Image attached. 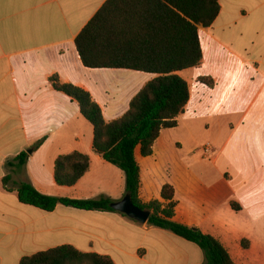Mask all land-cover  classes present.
<instances>
[{"label": "crops", "instance_id": "0c3cea01", "mask_svg": "<svg viewBox=\"0 0 264 264\" xmlns=\"http://www.w3.org/2000/svg\"><path fill=\"white\" fill-rule=\"evenodd\" d=\"M221 0V12L210 28L199 26L203 50L201 65L178 73L187 81L190 101L178 117L202 110L205 101L218 100L222 76L223 96L237 103L251 97L249 108L264 101V0ZM107 0H0V264H20L22 259L70 245L85 253L110 256L116 264H203L202 251L169 231L140 224L119 213L83 211L60 205L53 212L22 204L16 187L29 182L40 193L60 198L125 197V175L117 186L99 175L114 167L93 151L94 128L81 115L79 104L54 89L62 83L89 92L107 123L122 118L133 98L157 75L126 69L86 68L77 52L76 38ZM235 19L230 21V17ZM236 21V22H235ZM222 54L232 58L218 63ZM211 78L214 87L200 78ZM221 94V95H222ZM212 102V101H211ZM213 102V103H214ZM164 131V130H163ZM151 157H135L141 168L140 199L147 204L162 200L166 183L175 185L176 220L217 238L236 264H264V240L237 238V210L242 215L256 204V194L226 200L223 209L211 208L205 192H178L177 183H157L162 149L158 141ZM46 138L35 151L37 142ZM158 149V150H157ZM33 150L23 170H12L11 187L5 190L6 164L22 152ZM80 152L90 157L89 172L74 187L55 182L58 156ZM176 169L178 164L175 163ZM188 184V176H185ZM159 186V190L157 189ZM247 240L249 247L242 248ZM191 248V258L177 251ZM195 246V247H194ZM201 254V255H200Z\"/></svg>", "mask_w": 264, "mask_h": 264}, {"label": "trees", "instance_id": "16d2710c", "mask_svg": "<svg viewBox=\"0 0 264 264\" xmlns=\"http://www.w3.org/2000/svg\"><path fill=\"white\" fill-rule=\"evenodd\" d=\"M220 1L107 0L76 38L83 65L89 69H126L157 75L133 98L129 111L118 120L107 123L101 107L86 90L62 83L58 76L50 79L55 90L79 104L81 115L94 128V153L124 173L125 196L130 195L135 206L151 212L148 225L198 246L204 256L203 264L236 263L217 238L176 220L178 203L173 185L163 186L162 200L147 204L141 201V168L135 152L140 148L142 157H151L161 132L178 126V117L190 101L189 85L178 73L201 65L203 50L198 27L210 28L215 23L221 12ZM199 81L211 88L215 86L211 78ZM45 141L46 138L37 142L35 151ZM29 158V153L22 152L7 162L5 190H14L10 186V171L23 170ZM90 167L91 160L86 154L60 155L55 161V182L60 187H74ZM15 190L22 204L46 212L63 205L83 211L119 213L112 208L116 201L107 196L60 198L40 193L29 182L19 183ZM232 206L240 210L234 203ZM20 264L116 263L110 256L85 253L65 245L25 257Z\"/></svg>", "mask_w": 264, "mask_h": 264}, {"label": "rangeland", "instance_id": "374dc122", "mask_svg": "<svg viewBox=\"0 0 264 264\" xmlns=\"http://www.w3.org/2000/svg\"><path fill=\"white\" fill-rule=\"evenodd\" d=\"M228 2L237 4V0H225V9ZM234 19L230 17V21ZM229 61L232 58L222 54L216 64ZM226 77L222 76L216 102L205 101L202 110L181 117L179 126L163 131L157 147L162 149V157L156 181H174L178 192H205L211 208L204 211L210 215L214 208L221 211L226 200L256 194L252 210L242 215L237 211V238L247 235L264 240V101L249 108L251 97L238 103L234 95L224 97ZM118 174L122 171L114 167V171L101 168L99 175L117 186L122 181ZM177 245L179 253L193 256V249ZM248 247L249 242L243 240L242 248Z\"/></svg>", "mask_w": 264, "mask_h": 264}, {"label": "water", "instance_id": "95a60500", "mask_svg": "<svg viewBox=\"0 0 264 264\" xmlns=\"http://www.w3.org/2000/svg\"><path fill=\"white\" fill-rule=\"evenodd\" d=\"M29 154L33 153V150L28 151ZM112 208L127 216L129 219L136 221L140 224L148 223L151 212L147 210H142L139 207L135 206L133 203L132 197L126 195L122 200L114 202Z\"/></svg>", "mask_w": 264, "mask_h": 264}]
</instances>
